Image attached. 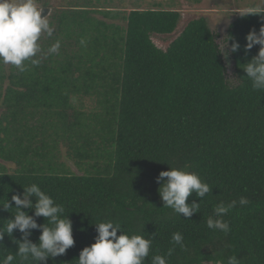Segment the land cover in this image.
Masks as SVG:
<instances>
[{
    "label": "trees",
    "instance_id": "16d2710c",
    "mask_svg": "<svg viewBox=\"0 0 264 264\" xmlns=\"http://www.w3.org/2000/svg\"><path fill=\"white\" fill-rule=\"evenodd\" d=\"M244 13L225 39L241 45L230 53L229 41L233 83L204 17L189 21L163 50L152 36L173 34L180 12L102 9L93 0L54 10V37L39 41L40 65L26 62L21 72L0 64V207L36 183L73 224L74 246L46 264H78L95 243V225L107 221L152 240L144 264L166 255L176 232L185 248L175 246L168 264H227L230 256L264 264V91L254 90L240 68L258 54L259 46L248 54L243 46L264 16ZM56 39L59 53L45 55ZM171 168L197 173L212 189L202 203L189 198L201 203L190 219L164 208L159 195L156 180ZM241 196L249 203L223 217L227 234L207 227L214 206ZM15 211L0 208V227ZM30 231L39 243L42 232ZM22 235H5L0 258L15 255Z\"/></svg>",
    "mask_w": 264,
    "mask_h": 264
},
{
    "label": "clouds",
    "instance_id": "9594fccd",
    "mask_svg": "<svg viewBox=\"0 0 264 264\" xmlns=\"http://www.w3.org/2000/svg\"><path fill=\"white\" fill-rule=\"evenodd\" d=\"M43 9L38 6L37 0H0V64L12 65L24 72L26 62L38 66L41 59L38 54L43 51L39 41L42 36L53 38L55 28L50 25L48 16L42 18ZM243 15L264 16V8L259 6L249 8ZM246 43L243 46L246 54L259 46V51L250 61L241 64L240 68L246 73L247 79L256 91H264V25L257 32L251 30L245 37ZM230 53H237L241 45L235 38L230 37L226 49ZM86 40L81 38V46L86 47ZM61 48V41L47 49L48 54H58ZM225 49V50H226ZM226 53L225 55H230ZM156 182L162 186L159 188V195L164 203V208L172 209L176 214L185 218H191L199 212L204 198L212 192L209 184L202 182L195 172H188L176 168L163 171L159 174ZM23 198L19 194L11 196V202L3 204L4 210L15 209V214L7 220L6 226L0 227V241L5 235L12 237L14 230L22 235L21 241H14L18 245V251L0 258V264H13L17 257L21 264L27 261H34L36 264H46L49 258L60 257L74 246L73 224L68 217H64V206L58 204L41 187L32 183L23 187ZM195 194L201 203H188L189 198ZM33 200L35 202H33ZM14 202L15 207H12ZM249 203L246 197L241 196L239 200H232L228 204L220 203L213 208V215L207 219V227L213 231L227 234L230 225L223 219L231 209L246 206ZM24 209L34 212L29 215ZM43 217L46 223H37V218ZM98 235L95 243L84 248L79 256L78 264H144L149 257L152 240L145 239L141 235L125 234L119 224L112 221L100 222L95 225ZM30 230H40L39 243H33L29 237ZM121 233L117 235V233ZM173 248H170L166 255H152L151 264H168V257L172 256L175 246L185 248L184 237L181 233L172 234ZM217 264H223L218 261ZM227 264H240L236 256H230Z\"/></svg>",
    "mask_w": 264,
    "mask_h": 264
},
{
    "label": "rangeland",
    "instance_id": "374dc122",
    "mask_svg": "<svg viewBox=\"0 0 264 264\" xmlns=\"http://www.w3.org/2000/svg\"><path fill=\"white\" fill-rule=\"evenodd\" d=\"M75 0H43L38 6H42L45 2L47 8L51 9L50 15L55 9L69 6ZM80 1V0H79ZM83 1V0H81ZM96 3V8L102 9H127L132 7L140 9H164L175 10L181 13V20L178 23L177 30L171 35H153L152 40L156 46L165 50L170 43L182 32L186 24L196 18L204 17L217 36V42L221 47L225 64L227 66V77L230 82H234L233 77V60L229 53V48L226 49V37L231 23L240 13L247 12L249 8L259 6L264 8V0H93ZM45 3V4H46ZM48 16V18L50 17ZM226 49V50H225ZM69 165H73L68 162ZM15 168L14 165H8ZM211 264V263H209Z\"/></svg>",
    "mask_w": 264,
    "mask_h": 264
},
{
    "label": "water",
    "instance_id": "95a60500",
    "mask_svg": "<svg viewBox=\"0 0 264 264\" xmlns=\"http://www.w3.org/2000/svg\"><path fill=\"white\" fill-rule=\"evenodd\" d=\"M51 12L50 8H43V12H42V18L49 16Z\"/></svg>",
    "mask_w": 264,
    "mask_h": 264
}]
</instances>
